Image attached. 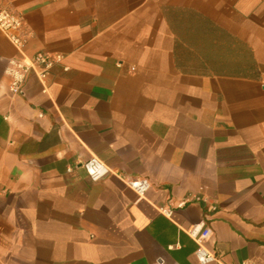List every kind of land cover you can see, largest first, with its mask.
<instances>
[{"label": "crops", "instance_id": "crops-1", "mask_svg": "<svg viewBox=\"0 0 264 264\" xmlns=\"http://www.w3.org/2000/svg\"><path fill=\"white\" fill-rule=\"evenodd\" d=\"M1 6L27 39L0 30V264H201L200 223L206 264H264V0ZM37 52L46 90L30 71L12 96L9 59Z\"/></svg>", "mask_w": 264, "mask_h": 264}, {"label": "built area", "instance_id": "built-area-1", "mask_svg": "<svg viewBox=\"0 0 264 264\" xmlns=\"http://www.w3.org/2000/svg\"><path fill=\"white\" fill-rule=\"evenodd\" d=\"M0 30L19 50L23 46L25 39H27L24 32L23 15L16 11V9L14 10L8 6L0 7ZM57 58V56L53 57L45 52H37L32 57L24 56L21 59H9L8 65L5 68V73L8 77L9 93L12 96L24 93L23 83L26 75H28L27 73L30 71L36 74L42 83V90L45 91V79L49 69ZM80 164L92 180L101 179L111 172L109 166L93 155ZM124 182L139 195H142L150 185L144 178H125ZM198 198L197 196L195 197V199ZM158 210L169 218L172 215V210L167 206H159ZM185 232L196 242L195 256L199 263L206 264L218 261L214 249L208 244L211 237V230L208 226L202 223L194 224L187 227ZM242 264L256 263L252 260H244Z\"/></svg>", "mask_w": 264, "mask_h": 264}]
</instances>
